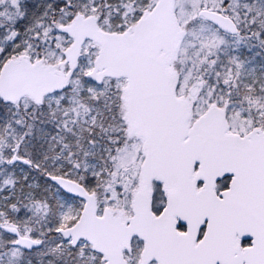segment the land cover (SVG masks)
Listing matches in <instances>:
<instances>
[{"label":"snow or ice","instance_id":"6c2138e0","mask_svg":"<svg viewBox=\"0 0 264 264\" xmlns=\"http://www.w3.org/2000/svg\"><path fill=\"white\" fill-rule=\"evenodd\" d=\"M0 264H264V0H0Z\"/></svg>","mask_w":264,"mask_h":264}]
</instances>
